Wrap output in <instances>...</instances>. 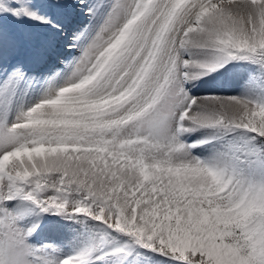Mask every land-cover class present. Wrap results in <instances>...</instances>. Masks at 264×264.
<instances>
[{
    "label": "snow or ice",
    "instance_id": "obj_1",
    "mask_svg": "<svg viewBox=\"0 0 264 264\" xmlns=\"http://www.w3.org/2000/svg\"><path fill=\"white\" fill-rule=\"evenodd\" d=\"M0 264H264V0H0Z\"/></svg>",
    "mask_w": 264,
    "mask_h": 264
}]
</instances>
